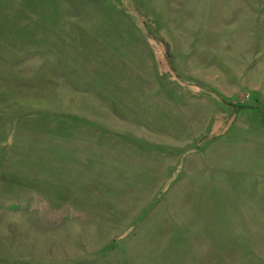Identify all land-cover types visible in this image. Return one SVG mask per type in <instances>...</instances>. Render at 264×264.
Wrapping results in <instances>:
<instances>
[{
  "label": "rangeland",
  "instance_id": "obj_1",
  "mask_svg": "<svg viewBox=\"0 0 264 264\" xmlns=\"http://www.w3.org/2000/svg\"><path fill=\"white\" fill-rule=\"evenodd\" d=\"M0 34V264H264V0H0Z\"/></svg>",
  "mask_w": 264,
  "mask_h": 264
},
{
  "label": "trees",
  "instance_id": "obj_2",
  "mask_svg": "<svg viewBox=\"0 0 264 264\" xmlns=\"http://www.w3.org/2000/svg\"><path fill=\"white\" fill-rule=\"evenodd\" d=\"M38 15H39V17H40V19L41 20H44L45 18H44V16H46L45 14H42L41 15V13L40 12H38ZM19 22H21V24L22 25H25V26H32V25H34L35 24V22H34V19L32 18V17H30V16H25V17H23V18H21L20 19V21ZM76 25H78V26H80V27H84V26H82L81 24H79V23H77ZM64 29H66L64 32H59V33H57L56 35H57V37H58V39H61V40H66V38H68L69 39V41H72V38H73V34L72 33H69L68 32V29H70V28H64ZM12 33H14V35L15 36H17L18 35V32H12ZM54 33V32H53ZM1 35V34H0ZM75 38V37H74ZM77 38H78V40H79V45H78V47L80 48L79 50H77L78 52H83V51H89V53L90 54H92L91 53V51H90V48L91 47H94V46H96L97 44V46L99 47L98 48V59H96L99 63L101 62V60H104V65L103 66H105L104 67V69H108V71H111V69L109 68V65L106 63V61H105V59L103 58L104 56H105V50L107 51V54H108V58H109V60L110 61H112L113 62V60L115 59V63H116V60H117V56H116V50H114V48L112 47V46H110V45H108L106 42L105 43H102V40H100L101 38H99L98 39V36H96L94 33H92L91 31H86V29H85V31L84 30H81L80 31V34H78V36H77ZM74 40V39H73ZM46 42V41H45ZM53 43V42H52ZM5 44H10V41H5ZM42 44H44L45 45V43L44 42H42ZM57 44V43H56ZM56 44H54L53 43V45L51 46V44H50V48L53 50H57V49H59V47L57 48V46H56ZM18 45V44H17ZM15 46L16 47V49H19L18 48V46ZM32 55V54H31ZM15 60H18L17 58H15ZM35 73H38V72H35ZM13 75H15L14 73H13ZM33 76H35V74L33 75ZM5 78L7 79V82L8 83H10V82H12V80L11 79H15L14 81H16L17 83L16 84H14V85H12V84H9L8 86H6L5 87V89H2L1 90V92H2V94L1 95H4L5 93H7V95L6 96H8V94H9V92H11L12 90H14V89H20V88H22V87H24V86H26V87H28L29 88V86H27V85H31V78H32V76H31V74H29L28 76H27V78L25 79V81H23V82H20V80H19V77L17 76V78H14V76H12V75H10L9 73H8V75H5ZM17 79V80H16ZM24 83V84H23ZM9 97V96H8ZM1 126V125H0ZM50 130V129H49ZM51 131V130H50ZM67 201H69V198H67L66 199Z\"/></svg>",
  "mask_w": 264,
  "mask_h": 264
}]
</instances>
